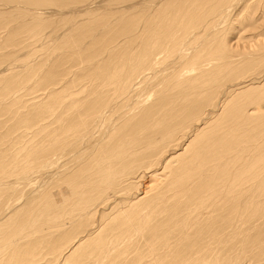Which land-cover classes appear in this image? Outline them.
Instances as JSON below:
<instances>
[{"label":"bare ground","instance_id":"bare-ground-1","mask_svg":"<svg viewBox=\"0 0 264 264\" xmlns=\"http://www.w3.org/2000/svg\"><path fill=\"white\" fill-rule=\"evenodd\" d=\"M26 54L0 264H264V0H0V65Z\"/></svg>","mask_w":264,"mask_h":264},{"label":"rangeland","instance_id":"rangeland-1","mask_svg":"<svg viewBox=\"0 0 264 264\" xmlns=\"http://www.w3.org/2000/svg\"><path fill=\"white\" fill-rule=\"evenodd\" d=\"M117 1V0H116ZM134 1V0H133ZM9 48H11L10 46H8ZM35 47V46H34ZM5 49H7L8 50V48L6 47ZM6 50V51H7ZM8 51H12V48H11V50L9 49ZM19 52H17L18 54H24V52H26L27 50L26 49H23V51H21V50H18ZM15 59V58H14ZM10 60H12V59H10ZM5 61V62H2L1 63V65H0V67H4V66H9L10 64H18L17 66L19 67V65L21 64V63H24V62H26L27 60L28 61H33L34 62V54H29V55H24V56H20V57H18V58H16L15 60H12V61ZM18 70H23V68H19ZM253 85H261V84H258L257 82L255 83V84H253ZM36 89H43V87L42 86H38V87H36ZM39 92H36V94H38ZM26 98H28V97H26ZM22 129V128H21ZM23 130V129H22ZM31 135H32V133H27L26 134V136L25 137H23V139H21V142H20V144H22V143H26L27 142V140L31 137ZM34 139H36V140H38L39 139V136L37 137H34ZM0 160H2V159H0ZM37 173L36 172H34V174H32V175H30V178H32V179H30V180H27V184L28 185H26V187L24 188V189H22L23 187H20L22 190H24V192L26 191V189H29V190H27L26 192V194H25V196L31 191V192H34V190L33 189H35V187L36 186H38V185H40V184H42V175H41V164H39L38 165V167H37ZM32 176V177H31ZM40 176V177H39ZM28 187V188H27ZM9 209V207H7L6 205H4V206H0V211L2 210V211H6V210H8ZM41 252H43V251H41ZM42 254H45V252H43ZM1 257H2V260L4 261L5 259H6V256H4V255H1ZM39 258H40V260H38V262L37 263H35V264H46L45 262H46V260H44V259H42L43 258V256H41V255H39ZM49 258V256L47 257V259ZM42 260V261H41ZM41 261V262H40Z\"/></svg>","mask_w":264,"mask_h":264}]
</instances>
